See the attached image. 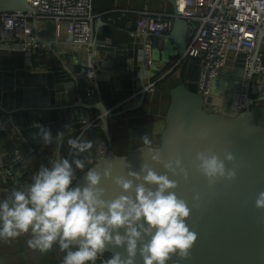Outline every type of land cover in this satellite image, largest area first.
<instances>
[{
	"label": "water",
	"instance_id": "water-1",
	"mask_svg": "<svg viewBox=\"0 0 264 264\" xmlns=\"http://www.w3.org/2000/svg\"><path fill=\"white\" fill-rule=\"evenodd\" d=\"M170 1L175 10L176 0ZM0 11L32 12V7L28 0H0ZM195 29V25L177 16L169 32L161 36L169 44H174L180 57L185 53ZM150 36L151 33L142 34L144 45ZM263 38L264 30L259 33L254 56L259 54ZM33 42L41 51L57 54L59 64L47 67L35 79L24 78L20 70L13 66L0 65L2 123L11 125L23 138H28L39 133L40 129L35 125L43 123L44 111L57 110L63 124L79 123V127L98 115L99 122L95 126L110 142L112 113L100 97L97 75L133 74L134 64L139 58L129 52L127 46L107 44L105 40L93 38L90 55L84 54L81 62L74 65L66 63L64 56L60 59L56 41L47 42L36 31ZM94 50L100 54L96 56ZM140 56L139 79L143 80L147 69L145 48L140 49ZM244 57L245 54L240 52L232 62L223 95L205 98L184 83L174 85L169 91L170 102L160 141L151 147L159 150L162 161L175 159L177 155L181 158L189 179L185 181L182 174L168 175L178 183L174 190L177 196L188 203L190 217L186 222L198 238L188 259L178 260L174 256L168 264H264V209L255 207L258 194L264 191V98L256 99L247 94L244 109L238 110L234 105L241 85ZM251 72H254L253 67ZM204 130L209 134L202 138ZM209 146L214 147L221 159L225 158L226 152L235 157L234 162L225 160L226 167L235 168L237 172L235 181L222 180L209 186L205 178L196 172V153ZM142 147L144 144L122 155L109 148L89 168L97 166V171L102 172L111 164L115 178L126 176L129 170L139 171L146 162L158 173L164 174L163 164L154 163L147 149L142 150ZM58 156L60 150L56 158ZM86 171L80 172L73 186L84 184ZM28 184L16 179L7 196L13 189ZM101 186L110 193L119 192L112 179H103ZM197 194L200 197L198 202L194 200ZM6 197L3 198L0 191V201ZM196 203L198 207H194ZM110 255L111 252L105 253L101 259ZM101 259L97 260V264H101ZM137 264H142L139 257Z\"/></svg>",
	"mask_w": 264,
	"mask_h": 264
},
{
	"label": "clouds",
	"instance_id": "clouds-1",
	"mask_svg": "<svg viewBox=\"0 0 264 264\" xmlns=\"http://www.w3.org/2000/svg\"><path fill=\"white\" fill-rule=\"evenodd\" d=\"M35 126L40 129L35 135L45 145L52 144L51 131L44 125ZM208 134L204 130L201 137ZM64 137V132H58L56 141ZM141 140L142 150L147 149L154 163L163 164L164 174L145 162L139 171L113 178L111 164L102 172L97 166H86L91 163L93 141L69 138L71 160L58 156L49 161L50 167L41 164L30 184L13 189L0 201V240L10 242L30 234L28 247L41 253L58 245L65 253L61 264H97L108 252L110 257L101 259V264H137L138 257L142 264H168L174 256L188 259L198 237L186 222L188 203L177 196L178 183L168 175L182 174L187 181L188 173L179 155L162 161L149 136ZM225 160L234 162L235 157L226 152L221 159L209 146L196 153L195 170L209 186L235 181L237 172L228 169ZM85 169L84 184L73 186L77 170ZM103 179H112L118 194L102 187ZM199 199L197 194L194 200ZM255 207L264 209V191L258 194Z\"/></svg>",
	"mask_w": 264,
	"mask_h": 264
},
{
	"label": "crops",
	"instance_id": "crops-1",
	"mask_svg": "<svg viewBox=\"0 0 264 264\" xmlns=\"http://www.w3.org/2000/svg\"><path fill=\"white\" fill-rule=\"evenodd\" d=\"M92 10L95 14L94 39L105 40L107 44L127 46L129 52H132L139 60L134 64L133 74L97 75L100 97L112 113L109 122L110 142L103 136L98 126H93L86 131L82 140H91L94 144L91 150L90 164L103 156L109 148H113L119 155L130 152L136 146L143 144L141 138L145 135L149 136L151 146L158 145L170 102L169 91L176 83L180 82L183 64L189 61L183 60L174 66L175 61L179 58L174 44H169L168 40L161 35H152L144 45L142 35L133 33L138 12L149 10L151 12L171 13L174 11V6L170 0H92ZM31 23L34 30L33 36L37 31L38 35L45 41L54 40L58 43L60 49L58 54L60 59L63 56L66 58V63L76 65L84 58V54L90 55L92 51L90 45H74L65 26H62L57 38L55 24L51 19L37 18L32 19ZM142 48L148 52L152 63L146 67L143 80H140L139 74L142 64L140 49ZM94 51L96 56L100 54L97 50ZM30 57L31 60L26 52L18 48L0 47V65L15 67L20 70L24 78H38L47 67L59 64L58 55L52 51L43 52L37 49ZM168 71L170 72L167 73ZM152 83H154V90H146L127 100L129 96ZM141 100L142 103L140 104ZM42 117L43 123L41 125L47 127L52 133V144L45 145L40 137L35 134L23 138L11 125L2 123L4 115L0 111V155L9 161L11 170L14 158L15 160H22L25 165L23 172L12 171L14 176L7 178L6 181L3 180L0 172V191L3 198L15 185L16 179L21 183H31V177L39 170L41 164L50 167L49 161L56 159L58 150H60V157L64 156L68 159L71 157L67 140L76 137L75 132L80 124H63L57 110L44 111ZM58 132L65 133L63 141H56ZM8 139H11L16 146L14 152L5 148V142ZM18 155L20 158L16 159ZM90 164L86 166L89 167ZM80 172L77 170L76 175ZM22 175L25 177L23 180L21 179ZM28 238L22 235L13 241L18 245ZM6 242L0 240V264H6L8 259L6 253L1 250L7 245ZM17 255L15 254L12 258L15 262ZM44 255L31 253L30 264H34V262L43 264L45 257L46 264H61L65 253L60 251L58 245H54L53 249Z\"/></svg>",
	"mask_w": 264,
	"mask_h": 264
},
{
	"label": "built area",
	"instance_id": "built-area-1",
	"mask_svg": "<svg viewBox=\"0 0 264 264\" xmlns=\"http://www.w3.org/2000/svg\"><path fill=\"white\" fill-rule=\"evenodd\" d=\"M28 1L32 12L0 11V47L18 48L26 52L31 60L30 55L38 49L33 42L31 20L37 18L51 19L57 38L62 26H65L74 45H90L94 38L95 18L92 0ZM138 13L133 32L136 35L151 33L160 36L171 29L177 16L196 26L185 53L175 61L174 66L183 60H196L199 69L197 92L203 97L213 96L211 88L221 68L228 60L234 62L238 53L242 52L245 54L244 67L234 105L238 110L244 109L247 94L256 99L264 98V38L259 54L254 56L259 33L264 30V0H176L175 10L171 13L149 10ZM147 53L145 65L149 67L152 60ZM146 90H154V83L144 86L127 100ZM98 122L97 115L84 123L78 128L76 138L82 140L86 131ZM8 162L0 155V172L4 181L14 176Z\"/></svg>",
	"mask_w": 264,
	"mask_h": 264
},
{
	"label": "rangeland",
	"instance_id": "rangeland-1",
	"mask_svg": "<svg viewBox=\"0 0 264 264\" xmlns=\"http://www.w3.org/2000/svg\"><path fill=\"white\" fill-rule=\"evenodd\" d=\"M231 68H232V61L228 60V62L225 64V66L221 68L219 75L215 78V80L213 82V85L211 88V94L213 96L214 95H223L225 93L226 75L228 74V72L230 71ZM24 236L30 238V234L24 235ZM28 239H25L21 244H18V245L13 240L10 242H8V241L6 242L7 245H5V247L3 249H1L2 252L6 253V258H8L6 261V264H30L31 259H32V258H30L31 253L34 252V255L36 253L37 255H41V256H43L45 254V253L39 252L38 250L30 249L27 245ZM15 254H18L17 258H15L16 262L12 259ZM42 263L46 264V257L44 258ZM34 264H37V262L36 263L34 262Z\"/></svg>",
	"mask_w": 264,
	"mask_h": 264
},
{
	"label": "trees",
	"instance_id": "trees-1",
	"mask_svg": "<svg viewBox=\"0 0 264 264\" xmlns=\"http://www.w3.org/2000/svg\"><path fill=\"white\" fill-rule=\"evenodd\" d=\"M198 71H199V69H198L196 60L192 59V60L186 61L183 64L182 77H181L180 82H178V83H184L186 85V87H188L190 90L197 91L196 80L198 78ZM178 83H176V84H178ZM77 133H78V131L75 132V136H77ZM5 148L8 149L10 152H14L16 146H15L14 142L11 139H8L5 142ZM71 159H72V157L69 158V160H71ZM12 163H13V166H12V171L13 172L15 170H18L20 172L24 171V166L25 165H24L22 160H15V158H14L12 160ZM23 175H22V178H21L22 180L25 178ZM79 175H80V173L77 174V178H78Z\"/></svg>",
	"mask_w": 264,
	"mask_h": 264
}]
</instances>
